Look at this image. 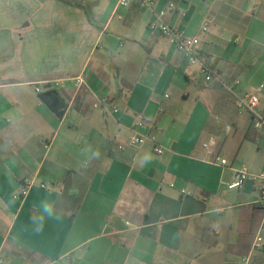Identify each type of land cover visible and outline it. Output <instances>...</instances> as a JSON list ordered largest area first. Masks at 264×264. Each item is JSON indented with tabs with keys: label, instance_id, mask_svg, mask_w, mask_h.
<instances>
[{
	"label": "crops",
	"instance_id": "obj_1",
	"mask_svg": "<svg viewBox=\"0 0 264 264\" xmlns=\"http://www.w3.org/2000/svg\"><path fill=\"white\" fill-rule=\"evenodd\" d=\"M168 3L166 19L200 39L195 63L138 4L0 0V264H264L258 185H226L238 168L264 171V128L201 72L240 79L264 111V0L156 9ZM48 87L63 116L41 98ZM137 133L149 138L119 148Z\"/></svg>",
	"mask_w": 264,
	"mask_h": 264
},
{
	"label": "built area",
	"instance_id": "obj_2",
	"mask_svg": "<svg viewBox=\"0 0 264 264\" xmlns=\"http://www.w3.org/2000/svg\"><path fill=\"white\" fill-rule=\"evenodd\" d=\"M118 4L121 6H129L132 4H138L142 8H147L154 11V17L148 23V27L152 30L158 31L161 35L168 38L170 43L179 51L183 52L187 57L188 61L191 63H195L199 61L198 58V50L200 39L198 36L189 35L185 32L184 29L174 26L167 19L166 16L168 14H175L178 12V8L174 3H168L164 7L160 9H156L157 0H118ZM214 21L213 16H208L204 19L202 24L203 31H208L211 23ZM201 72L205 75V79L207 82H212L213 80L220 81L224 84V86L233 94L236 99L237 106L240 111L248 112L252 117L253 126L257 129L264 128V111H262L259 107L260 105V97L255 91H242L241 89H235V85L241 83L240 79H235L233 84H228L224 82L218 74H215L211 68L207 65H201ZM76 81L79 85L84 83V77L77 76ZM39 90V89H38ZM108 98H101L99 101H107ZM95 102L94 106L99 105L100 102ZM117 111L118 108H115ZM137 125L143 126L145 121L144 117L141 115L137 119ZM147 138H149L148 134H133L128 138V141L123 144H119V148H124L126 145L132 148H137L139 145L143 144ZM217 139L215 136H210L208 141L203 142V146L211 151L212 147L216 146ZM154 150L158 154H162L163 148L160 144L155 142ZM222 164H228V160L225 158H221ZM248 181H253L257 183L260 196L259 202L264 205V171L252 172L247 167H241L235 170L234 179L231 182H227L226 185L230 189H240L245 186ZM35 182V178H27L23 182L22 188L19 192H17L18 198H23L29 191L30 186ZM43 188L47 187V183H41ZM185 191V190H183ZM189 193V192H188ZM262 228H264V222L262 224ZM263 235L259 232L255 238V246L263 245Z\"/></svg>",
	"mask_w": 264,
	"mask_h": 264
},
{
	"label": "trees",
	"instance_id": "obj_3",
	"mask_svg": "<svg viewBox=\"0 0 264 264\" xmlns=\"http://www.w3.org/2000/svg\"><path fill=\"white\" fill-rule=\"evenodd\" d=\"M43 101L59 116H63L67 103L60 92L52 87L46 88L40 93Z\"/></svg>",
	"mask_w": 264,
	"mask_h": 264
},
{
	"label": "rangeland",
	"instance_id": "obj_4",
	"mask_svg": "<svg viewBox=\"0 0 264 264\" xmlns=\"http://www.w3.org/2000/svg\"><path fill=\"white\" fill-rule=\"evenodd\" d=\"M264 86V83L263 84H261V87H263ZM264 95H262V97H263Z\"/></svg>",
	"mask_w": 264,
	"mask_h": 264
}]
</instances>
